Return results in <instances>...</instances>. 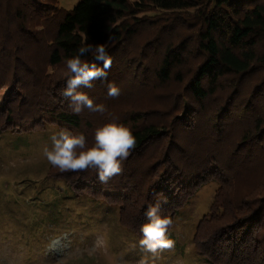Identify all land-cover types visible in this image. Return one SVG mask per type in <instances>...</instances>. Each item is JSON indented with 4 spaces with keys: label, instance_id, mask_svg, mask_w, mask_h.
<instances>
[{
    "label": "trees",
    "instance_id": "obj_1",
    "mask_svg": "<svg viewBox=\"0 0 264 264\" xmlns=\"http://www.w3.org/2000/svg\"><path fill=\"white\" fill-rule=\"evenodd\" d=\"M57 1L0 0V90H24L22 100L5 96L0 123L20 131L29 113L32 128L52 121L91 144L96 126L118 118L136 138L119 176L102 184L93 169L63 175L52 166L49 176L82 180L92 197L136 193L118 204L122 224L139 238L147 203L159 199L173 221L202 178L214 181L195 250L215 264H264V0H79L71 10ZM85 37L106 42L112 59L106 79L81 89L105 106L95 117L87 108L73 113L67 98L41 100L65 88V59ZM127 79L137 94L129 95ZM109 83L118 97L107 95Z\"/></svg>",
    "mask_w": 264,
    "mask_h": 264
},
{
    "label": "rangeland",
    "instance_id": "obj_2",
    "mask_svg": "<svg viewBox=\"0 0 264 264\" xmlns=\"http://www.w3.org/2000/svg\"><path fill=\"white\" fill-rule=\"evenodd\" d=\"M78 1L58 0L57 7L71 10ZM45 68L47 73L54 71L50 66ZM124 84L131 87L130 96L137 94L139 85H132L130 79ZM63 89L58 87L54 93L41 96V100L55 104L60 101L63 105ZM12 90L11 93L8 88H1L0 109L8 93L15 94V101L22 100V85L17 83ZM29 115L25 114L28 123H20L17 132L0 123V264H117L121 258L123 264H139L142 258L153 264L151 254L139 244L141 238L122 224L118 202L138 195L131 192L122 195L123 200H116V195L108 198L104 193L92 197L87 195L92 188L82 180L73 184L50 177L51 165L43 155V147L50 145V136L64 127L44 121L39 123L41 129H34ZM247 167L253 168H244ZM202 180L204 183L196 185L192 197L174 214L169 229L174 247L159 252L154 264H215L200 255L192 242L197 224L209 214L217 188L216 182ZM252 183H241V189L235 186L234 196L245 188H253ZM74 188L82 193L75 196ZM98 239L104 244H97ZM94 246L96 250L90 251Z\"/></svg>",
    "mask_w": 264,
    "mask_h": 264
},
{
    "label": "clouds",
    "instance_id": "obj_3",
    "mask_svg": "<svg viewBox=\"0 0 264 264\" xmlns=\"http://www.w3.org/2000/svg\"><path fill=\"white\" fill-rule=\"evenodd\" d=\"M90 56L91 60L84 57ZM102 65V66H101ZM112 59L105 43H90L87 37L77 54L65 59V83L61 95L70 101L73 113L79 114L84 108L91 112L104 113L103 104L94 103L83 88L93 87V81L104 80L107 70L111 68ZM107 95L115 98L120 95V88L109 83ZM50 145L43 147V155L48 163L60 172H77L95 170L100 183H107L113 176L123 171L122 162L128 158L136 147V138L129 126L111 118L95 127L93 142L88 143L85 135L60 128L50 136ZM162 196V193L160 194ZM146 222L140 227L142 238L141 248L151 254L152 262L158 258V253L172 249L174 241L169 238V229L173 221L168 214H162L161 202L147 203ZM58 243V241H57ZM97 244H104L98 239ZM55 246V245H54ZM106 248V244L104 245ZM94 246L90 251H95ZM117 264H123L122 258ZM139 264H150L148 258H142Z\"/></svg>",
    "mask_w": 264,
    "mask_h": 264
},
{
    "label": "bare ground",
    "instance_id": "obj_4",
    "mask_svg": "<svg viewBox=\"0 0 264 264\" xmlns=\"http://www.w3.org/2000/svg\"><path fill=\"white\" fill-rule=\"evenodd\" d=\"M55 245V243H53ZM54 251V250H53Z\"/></svg>",
    "mask_w": 264,
    "mask_h": 264
}]
</instances>
